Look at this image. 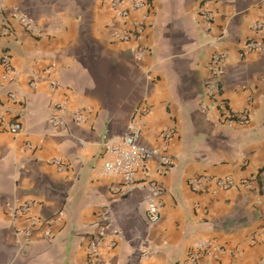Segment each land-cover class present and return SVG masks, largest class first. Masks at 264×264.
Here are the masks:
<instances>
[{
	"label": "crops",
	"instance_id": "crops-1",
	"mask_svg": "<svg viewBox=\"0 0 264 264\" xmlns=\"http://www.w3.org/2000/svg\"><path fill=\"white\" fill-rule=\"evenodd\" d=\"M143 1L145 8L120 20L109 0H0V55L7 51L18 70L0 84V264H86L87 238L102 214L121 231L106 250L111 264H264V240L251 242L264 229V31L252 27L264 21V0ZM201 8L212 13L209 22ZM12 9L27 14L41 35L8 18ZM144 15L139 40L111 37ZM248 40L261 47L242 52ZM138 46L147 49L141 56ZM217 52L227 58L218 92L208 95ZM46 67L56 87L30 85ZM224 108L247 110L249 122L221 124ZM77 109L83 122L71 114ZM132 121L139 141L158 148L167 164L160 169L159 156L151 158L123 193L114 189L123 188L122 176L104 172L100 149ZM12 122L19 132L1 127ZM166 129L173 133L164 139ZM214 176H231L236 185L212 191L189 184ZM250 176V187L239 184ZM143 180L163 188L154 223ZM25 201L28 215L7 210ZM200 239L226 252L186 261Z\"/></svg>",
	"mask_w": 264,
	"mask_h": 264
},
{
	"label": "built area",
	"instance_id": "built-area-1",
	"mask_svg": "<svg viewBox=\"0 0 264 264\" xmlns=\"http://www.w3.org/2000/svg\"><path fill=\"white\" fill-rule=\"evenodd\" d=\"M109 7L112 9L115 18L124 20L129 12L133 9H141L146 7V2L143 0H109ZM199 15L209 22L212 19V13L205 8L199 10ZM8 18L19 21L26 30L41 35V31L37 30L34 26L33 20L25 13L18 9H12L7 12ZM136 20L132 29H114L111 32V37L118 41H127L131 38L139 40L144 31V19ZM252 27L254 30L264 31V21L256 20L253 22ZM5 29L9 31V27L6 25ZM262 42L257 40H248L243 46L242 52L251 51L261 47ZM147 49L145 47L138 46L136 50L137 56L143 55ZM227 55L225 52H217L211 59V79L206 84V91L208 95H213L219 90V76L223 72ZM0 64L4 67L5 72L0 76V84L9 83L18 74V70L14 69L10 65V55L7 51H3L0 55ZM38 80H46L51 88H55L57 80L52 76V68L46 67L41 72L33 73L30 76V85H34ZM10 98L17 101L19 97L12 91L8 92ZM206 106H204L205 108ZM206 109V108H205ZM73 118L77 122H83L82 110H73L71 112ZM249 112L242 110L233 112L227 108H224L218 120L223 125H229L232 122L245 125L249 122ZM52 123L61 125L60 119H51ZM1 127L8 130L11 133H17L21 130V125L18 122L2 123ZM173 133L172 130L161 131L160 136L164 139L169 138ZM140 126L132 121L126 127V130L120 133L111 134L105 138L101 144L100 153L104 158L103 170L106 173H119L122 176L123 188L115 187V190L123 191V193H129L135 186V176L137 172L147 173L148 162L151 158L159 156L160 169L166 167L167 160L165 156L159 154V149L145 145L139 141ZM264 171V166H263ZM254 176L242 179L239 184L250 187L251 180ZM144 184H147V218L148 221L154 223L159 218L160 213V196L162 194V186L155 181L147 182L143 180ZM189 184L194 190H207L211 185L212 191L216 188H230L236 185V182L231 176H214V177H198L191 178ZM30 202L25 201L13 206H8L7 210L13 216L28 215L30 210ZM37 219L29 216V223L31 226H35ZM121 237V231L107 214H102L96 230L90 234L87 238L86 244V264H111L107 251L115 247L118 240ZM264 240V229L259 234L253 236L251 242L257 240ZM226 252L224 246L218 244L214 240L200 239L192 243V245L185 252V260L191 263H195L203 257H208L210 260H218L223 253Z\"/></svg>",
	"mask_w": 264,
	"mask_h": 264
}]
</instances>
